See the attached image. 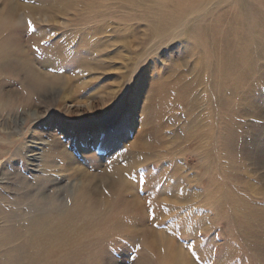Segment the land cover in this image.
Here are the masks:
<instances>
[{
    "label": "rangeland",
    "instance_id": "374dc122",
    "mask_svg": "<svg viewBox=\"0 0 264 264\" xmlns=\"http://www.w3.org/2000/svg\"><path fill=\"white\" fill-rule=\"evenodd\" d=\"M21 1L29 4L44 1L45 4H48L52 0ZM75 1V7L81 11V5L79 4L81 1L83 2V0H71L70 2L74 3ZM99 1L104 2L107 9L97 10L94 6L92 8L85 7L84 9L86 10L82 17H76L74 20L67 21V23L64 20H60V23L51 24L48 22H38L33 18H27V29L24 38L26 40V38L35 36L38 39L36 43L30 40L29 44L28 42L25 44L27 49H30L31 52L34 50L38 58L43 63L49 65L47 67L49 72H53L54 70L69 72L68 74L72 72L73 74L83 76L87 79L96 80V87L99 84L105 88L106 85L111 84L112 86L117 83L120 78L117 77L118 75L111 76V74H107V76L104 71H100L101 66L109 65L108 58L105 57L107 56V50L105 49L108 46L106 44H108L111 39V37L108 36V31L126 25V27H129L127 33L134 30L133 41H135L134 44H137L147 39L146 34L152 30V27L149 26L152 22H155L156 25L159 21V24L163 22L159 19L160 17H156V20L148 19L151 18L152 15L150 17V13L143 12L142 14L141 8L137 7L135 3L133 4L135 6L123 9V6L127 7L129 5L121 0H93L95 4ZM201 1L202 0L199 2ZM223 1L224 0H214L201 14L196 15L205 27V34L203 33L204 36L202 38L192 37V39H187L184 34H180L177 39L175 38L170 44L167 43V39H164L162 43L161 41L157 42L158 44H155L156 46L153 47L151 51L149 50L148 57L145 59V63L143 64L144 68L142 67L143 70H141L142 73L145 72L147 78V80H143L144 85L145 82H147V86H154L157 83L156 75L158 74L162 75L161 78L164 76L162 79L168 82L174 81V78L178 77L179 74L182 75L181 81H179L178 86L176 85V88L180 90L186 83V85H188L186 87L187 89L184 88L181 93L173 90L166 92L168 95L172 92L169 95V99L168 97L165 98L166 93L163 95V100L165 101L166 99L167 103L174 108L177 106L176 108L178 111H173L175 110L173 109L172 111L169 110L168 112H164L167 111L165 110L167 108H165L163 110L164 115L162 114L161 117L159 116V119L155 116L153 122H147V124H145L142 117V107L147 103L146 96L148 91L140 93L139 96H141V100L139 106L135 108V110L130 106L129 100H127L129 98V96L127 98L128 94L121 97L114 96V103L112 102L106 106L109 107L107 111L101 110L103 109L102 104H96L93 109H99L98 113L100 114V116L96 118L92 117V109L84 106L81 107V109L73 107V113H64V109L58 111L56 106L46 109L45 103L42 102V104V99L36 95H33L34 102L31 105L33 108H31V110L35 111L38 109L41 113L45 112V117H40L30 122L28 125L24 122L26 118L24 121L22 119L26 117L25 115L28 113V108L27 111H25L22 106H17L18 103H20L19 97H16V102H11L14 105L10 106V109L1 110L0 107V120H5V124L3 126L0 125V142L12 140V138L16 139L11 154L3 156L0 151V177L4 176L2 175L3 169H5L6 172L10 170L12 173H20L21 176L18 175V179L20 178L17 183L18 189L24 185L26 187L28 185L32 187L41 186L43 183L41 176L50 174L51 172L52 176L56 179L62 181V183H67V186L60 190V193L57 192L56 194L54 188L44 185V192L40 193L37 197L38 208L34 210L42 211L45 210V208L60 209V202H68L69 205L71 200L75 197V192H78L74 187V183L76 182L75 179L86 169V171L89 172H98L103 169H113L118 165L126 166L128 168L124 173V177L127 175L125 177L126 181L133 183L136 190L141 192L142 197L146 198L147 203L153 206L152 210L149 209L147 211L149 220L153 221L149 223H153L152 226L156 230L163 232L169 239L175 242L176 245H179L184 253H186V257L190 260V262L185 260L183 262V256L181 257L178 255V257L176 254H173L172 259L171 257H163L158 254L154 248L148 245H142L137 237L125 239L123 236H118L116 237V242H109L104 238V234L102 235L98 232L101 227L97 225L98 227L95 226L91 231L93 234L92 239H99L100 242H95V244H91L85 247V249L82 247L81 252L76 256L77 259L75 258L76 261H69L65 264H264V241L261 242L260 239L264 238V224H261L259 220L250 221L243 216H239L241 214L240 207L244 202H248L256 207L264 205V156L260 159L259 156L261 154L260 151H258L259 147L264 151V44H262L264 43V0H256V2L255 0ZM70 2L69 0H56L54 2V7L58 4L63 6V4H69ZM114 3L116 5L115 9L110 10L108 5ZM146 4L147 7L151 6V2H146ZM69 14L75 16L72 11L69 12ZM131 18H133V20H131ZM189 19H191V17L186 18L188 24L190 23ZM221 19L223 20V24H225L223 29L228 35L230 46V51L227 52L228 54L225 53L226 51L223 53L225 49L222 47L224 43L223 40H225L224 38L226 37L217 32ZM29 22L31 23L29 24ZM108 23H111V26L107 28V32L102 35L95 33L100 25ZM78 26L80 29H78ZM69 28L70 31H68ZM154 30L157 31V28ZM158 31L161 32V29H158ZM80 33L81 37L79 35ZM0 34V39H2L6 33ZM198 39L199 41H197ZM217 40H221V43ZM80 42L81 46H79ZM205 44L208 47H206ZM217 46L219 48L218 50ZM220 52L226 57L223 55H221V57ZM99 54L101 56H99ZM217 55L219 60L220 58L222 59L220 60L221 65L224 63L223 60L228 57L226 59L228 64H225L226 60L224 63V65H226L225 67L224 65L221 67L219 64ZM186 58L188 59L186 60ZM202 61L204 64L201 65ZM116 66H119V64ZM223 67L224 69L228 67V70L225 69L226 72H224V69H222ZM196 69L197 72L195 71ZM199 72L200 74H198ZM67 73L65 75L70 76ZM136 73L135 75L137 76ZM4 75L6 77H2ZM13 75L3 73L0 81L6 79V82L2 84V87L7 92L10 90H19L24 91L26 95V84H19L20 79H17V77ZM224 75H226V78ZM70 77L72 78L73 76L71 75ZM103 79L105 80L103 81ZM203 79L207 82L210 89L206 86V82H203ZM222 79H224V81ZM226 82L229 85H227ZM129 84L128 88L133 86L136 88L137 83ZM205 87L208 88L205 89ZM91 88L93 90L95 87ZM207 89L211 91L208 92ZM227 89L231 91V93L227 91ZM193 91L196 92L194 93ZM5 93L0 94L3 100H6ZM135 95H137V92H135ZM170 98L172 100L174 98L173 101L177 104H172L173 101H171ZM205 98L207 101L204 100ZM87 99L86 96L82 97V100ZM222 99L225 100V102ZM11 100H14V97H11L10 101ZM135 100L136 96L131 99L133 103ZM168 100L171 103H169ZM96 101H100V99L98 100L97 98ZM195 101L198 102L196 114L194 113L191 116V111L185 113L186 111L192 110V103ZM205 102H209V104L206 105L207 103ZM2 104H5V102L2 101ZM253 104L258 108L256 107L254 109L255 106ZM69 105H72V102H70ZM201 106L203 107L200 109ZM205 106H207V108ZM181 109H185L184 111L182 110V114H180L182 112L180 111ZM207 110H209V113ZM90 113H92V115H90ZM108 114H110V116ZM217 114L219 117H217ZM152 115L153 112L150 113V116ZM180 117L182 118L178 120ZM58 118H60V120H58ZM170 119L176 120L172 121ZM188 119L193 122L190 124ZM164 120L166 123H162ZM183 120L185 123H183ZM186 122L190 125L188 126ZM208 122L211 124L207 126ZM149 123L152 125L151 127ZM143 124L146 128L147 126L149 127L144 134L145 138H151L149 140L152 141L155 136L154 141L156 142V138L160 134L165 137L164 140L168 143L165 141L157 142L155 143L156 146H154L153 143L151 150L153 152L152 154L148 153L149 151L142 153L136 151V149L132 150L130 146L128 147V141H132L136 138V134H138L139 128H141ZM193 124H195V127H192L194 126ZM201 125L203 127H201ZM94 127H97L99 132L97 131L95 136L88 137L86 140H81V132L85 130V132L90 135ZM197 127H199V129L202 128L199 130L200 132H197ZM174 130L176 131L174 132ZM195 131L196 133H194ZM100 132H103V137H101ZM32 136L38 138L42 136L43 139H36L32 142ZM215 136H217V138ZM54 138L60 140L68 152V159L56 158L58 162L57 165L65 167L64 170L66 172L59 173L58 167H55L53 171H46L45 173V168L42 164L43 160L41 157L33 156V154L44 153L45 150L43 146L48 143H53L51 141H54ZM178 141L181 143L179 144ZM203 143H206L205 146ZM222 144L225 149L222 148ZM195 145L199 151L197 149L195 150ZM205 147H207V150ZM203 151H205V153ZM153 154H155V158ZM156 157L158 159H156ZM33 159L37 167H34L35 164L32 161ZM41 164L42 166H40ZM135 173H138L140 176L139 181L135 178ZM226 187L229 188L230 191L226 189ZM121 189L116 190L109 186L101 185V191L103 192L102 196H107L106 198H109V203L114 206L111 208L113 211H110V214H121V212L125 211L121 203L123 204L124 198H129L131 195L128 194L127 191ZM1 190L2 192L4 191L6 196L11 194L6 191L7 189L4 187H1ZM61 191H63V193ZM90 193L91 196H96L93 192ZM216 196L219 198H217L219 201H217ZM19 208L28 211L30 206L26 203L20 205ZM107 210H105V213H107ZM220 214L222 215L220 216ZM234 214L236 215L234 216ZM16 244L20 246L18 242ZM37 245L38 244L34 245L35 251H37ZM12 248L13 247H11V249ZM43 253L45 254V251ZM38 255L41 256V254ZM28 257H30V254H26V257H24V259H26L24 261L32 264H44L43 257L38 260H33V262ZM191 258H193L192 261ZM24 261L23 264H28Z\"/></svg>",
    "mask_w": 264,
    "mask_h": 264
},
{
    "label": "bare ground",
    "instance_id": "6f19581e",
    "mask_svg": "<svg viewBox=\"0 0 264 264\" xmlns=\"http://www.w3.org/2000/svg\"><path fill=\"white\" fill-rule=\"evenodd\" d=\"M55 1L56 0H52L48 4H45L44 1H40V2H37L35 4H29V3H25L21 0H0V33H4V32L6 33L5 36L2 39H0V78L3 75V73L8 74V75L14 74L13 76H16L17 79H20L19 84L20 83L26 84V91H27L26 95H25L24 91H19V90H15V91L10 90L9 92H7L2 87V84H5L6 79L1 80L0 81V94L6 92L5 93V99L6 100H3L0 97L1 110L10 109L9 107L14 105L11 102H16V97H19L20 103H18L17 106H19V107L22 106L25 109V111H27V108H28V113L25 115L26 117L22 118L23 121L26 118L24 122L26 125H28L30 122H32V121H34L40 117H43V118L45 117L44 116L45 112L41 113L36 108H35L36 109L35 111L31 110V108H32L31 105L34 102L33 99H34V96L36 95L37 97L42 99L41 103L42 102L45 103L46 109H48V107L53 108L56 106L58 111H60V110L62 111L64 109L63 110L64 113H73L74 112L72 110L73 107H76L77 109H79V108L81 109V107L84 106L86 108L92 109L91 112L93 111V115H92V113H90V115H92L93 118L94 117L96 118V117L100 116V114L98 113L99 109H93L96 104H98V103L102 104L103 109H101V110L107 111V110H109V107H106V106L113 102V100L115 98L114 96L121 97L125 94H128L127 98H128V96H129V98L127 100H129L130 106H132L133 109L135 110V108H137L139 106V102L141 100V96H139V95H140V93H143L144 91H148L147 92L148 94L146 96V100H147L148 105L146 103V105L144 104V106L142 107V117L144 119L145 124H147V122H153L155 119V116L158 118L159 116L161 117L162 114L164 115L163 110L165 108H167V109H165L167 111H164V112H168L169 110L172 111L173 109H175L173 111L177 110V108H176L177 106L174 108L173 106H171L167 103L166 99H165L166 102L163 100V97H164L163 95H165L166 92H170V90L171 91L173 90L176 92L178 91L179 93H181L184 90V88L187 89L186 87L188 85H186V83L184 84V87L182 89L179 90V88L178 89L176 88V85L178 86L179 81H181L182 75L179 74L178 77L174 78V81L168 82L165 79H162L164 76L161 78L162 75L158 74V75H156L157 83L154 86H147V82H145V85H144V81H143V80H147L146 74H145V72L142 73V71H141L144 68L143 64L145 63V59H146V57H148L147 55L149 54V52L152 50L153 47L156 46L155 44H158L157 42L161 41V43H162L164 39H167V43L170 44V42L173 41L175 38L177 39V37L180 34H184V36H186L187 39H192V37L202 38L204 36L203 33L205 34V31H204L205 27H204L203 23L199 20V17L197 18L196 15L201 14L202 11L204 9H206L208 7V5L211 2H213L214 0H202L201 2H199L200 0H133V1L132 0H121L122 2H125L129 5L127 7L123 6V9H126L130 6L136 5L137 7L141 8L142 14L144 12V13H150V17L152 15V17L148 18V19L156 20V17H160L159 19H161V22H163V23L159 24V22H160L159 21L156 25L155 22H152V24L149 25L152 27V30H150V32L146 34L147 39H145L144 41H141V43L138 42L137 44H134L135 41H133L134 30L130 31V33H127V30L129 27H126V25H122L121 27H117V28H115V30H111V31L107 30V28H109L111 26V23L102 24L98 27V29L95 31V33L102 35L108 31L109 32L108 36L111 37V39H112V40L110 39L108 44H106L108 46L105 49V50H107V56H105V57L108 58L107 60L109 62V65L101 66L100 71H104L105 75L111 74V76H117L118 75L117 77H120L119 80L117 81V83L113 84L112 86H111V84L106 85L105 88H104V86H100L99 84H98L99 86L97 85V87H96V80L94 81L92 79H87L83 76L73 74L72 72H70V74H68L69 72L67 73V72H63L60 70H58V71L54 70L53 72H51V71L49 72L47 70V67L49 65L43 63L38 58V56L36 55L34 50H32V52H31L30 49H27V46L25 43L28 42V44H29L30 40H32L33 43L38 42V39L35 36H32L30 38H26V40L24 38L26 29H27V24H26L27 18H33V19L37 20L38 22H48L51 24L60 23V20H64L67 23V21L74 20L76 17L77 18L79 16L82 17L84 15L83 14L84 11L86 10V9H84L85 7L86 8L87 7L92 8L94 6L97 10L98 9H103V10L107 9V7H105V5H104V2H102V1H99L98 3L95 4L93 2V0H83V2L81 1L79 4V5H81V7H80L81 11H79L77 9V7H75L76 1L73 3V2H70L71 0H69V2H70L69 4L68 3H66L65 5L63 4V6L58 4V5H55V7H54ZM215 1H221V0H215ZM228 1H232V0H224L223 2H228ZM146 2H151V6L147 7ZM255 2H256V0H255ZM134 3H135V5H133ZM237 4H238V1H237ZM77 5H78V2H77ZM115 6L116 5L114 3L112 5H108V8L110 10H114ZM259 7H260V5H259ZM71 11L73 12V15H75V16H71L69 14V12H71ZM76 14H77V16H76ZM223 14H225V13H223ZM137 15H138V13H137ZM142 17H143V15H142ZM189 17H191V19H189L190 23L188 24V22H186V18H189ZM131 20H133V18H131ZM144 20H145V18H144ZM45 25H47V24H45ZM224 25L225 24H223V20L221 19L220 26L217 28V32L220 34H223L226 37V38H224L225 40H223L224 43H223L222 47L225 49L223 51V53L225 51H226L225 53H227L228 51H230V49H229L230 46H229L228 35L226 34V31L223 29ZM244 25H246V24H244ZM156 28H157V31L154 30ZM78 29H80V27ZM158 29H161V32H159ZM68 31H70V28L68 29ZM240 32H242V31H240ZM79 35L81 37V33ZM79 35H77V36H79ZM0 36H1V34H0ZM135 38H136V36H135ZM82 40H84V39H82ZM181 41H182V39H181ZM197 41H199V39ZM217 41L221 43V40H217ZM85 43H86V41H85ZM262 44H264V43H262ZM79 46H81V42H80ZM205 46L208 47L206 44H205ZM213 46H215V45H213ZM218 46H219V44H218ZM218 46H217V50L219 49ZM200 47H199V49H200ZM214 49H216V48H214ZM204 50H205V48H204ZM210 53H212V52H210ZM202 54H203V52H202ZM221 55H223V54H221V52H220V56ZM77 56H78V54H77ZM99 56H101V55L99 54ZM206 56H207V54H206ZM223 56H225V55H223ZM187 59L188 58H186V60ZM217 59L219 60L218 55H217ZM223 59H224V57H223ZM226 59L223 60L224 63H225ZM220 60H222V59L220 58ZM220 60H219V64L221 65ZM100 61H102V60H100ZM206 61H208V60H206ZM249 61H251V60H249ZM224 63L222 65H224ZM117 64H119V66H116ZM186 64H188V63H186ZM202 64H204L203 61H202L201 65ZM225 64H228L227 60H226ZM7 65H11V66H7ZM196 65H195V68H196ZM222 65H221V67H222ZM225 66L226 65H224V67ZM201 67H203V66H201ZM224 67L222 69H224ZM137 69H138V72H137ZM225 69L228 70V67ZM225 69H224V72H226ZM188 70H190V69H188ZM233 70H234V68H233ZM195 71L197 72V69ZM6 72H8V73H6ZM193 72H194V69H193ZM66 73L70 76L72 75L74 78L73 77L71 78L70 76L65 75ZM100 73H103V72H100ZM135 73L137 74V76L135 75ZM198 74H200V72ZM225 76L226 75H224V77ZM229 76H230V74H229ZM2 77H6V76L4 75ZM204 79H205V77H204ZM224 79H222V80L224 81ZM101 80H102V78H101ZM104 80L105 79H103V81ZM226 81H228V80H226ZM203 82H206V81L204 80ZM129 83H134V84L137 83L136 88H135V86L128 88L130 85ZM101 84H102V82H101ZM206 84H207V82H206ZM226 84H227V82H226ZM214 85H216V84H214ZM217 85H219V84H217ZM227 85H229V84H227ZM108 86H110V87H108ZM193 86H194V84H193ZM198 86H200V85H198ZM198 86H196V87H198ZM206 86H208V84ZM91 87H95V88L92 90ZM208 87H205V89ZM225 88H226V86H225ZM188 89H189V87H188ZM209 89H210V87H209ZM209 89H207L208 92L211 91ZM213 89H214V87H213ZM231 90H233V89H231ZM227 91H229V90L227 89ZM135 92H137V95H135ZM229 92L231 93V91H229ZM171 93H169V95ZM169 95L166 93L165 98L168 97V99H169ZM210 95H212V94H210ZM223 95H225L224 92H223ZM83 96H86L88 99L82 100ZM134 96H136V100L133 103L131 101V99H133ZM11 97H14V100L10 101ZM187 97H188V95H187ZM97 98H98V100L100 99V101H96ZM225 98H226V95H225ZM210 99H212V98H210ZM173 100H174V98H173ZM173 100L171 99V101H173ZM204 100L207 101L206 98ZM218 100H219V98H218ZM2 101H4L5 104H2ZM223 101L225 102V100H223ZM70 102H72V105H69ZM169 103H171V102L169 101ZM174 103L175 102L173 101L172 104H174ZM180 103H181V101H180ZM205 103H207V102H205ZM176 104L177 103H175L174 105H176ZM203 104H204V102H203ZM208 104H209V102L206 105H208ZM217 104H216V106H217ZM253 105L255 106V104H253ZM15 106H16V104H15ZM197 107H198V102L195 101L194 103H192V110L186 111L185 113L191 111V116H192L197 111ZM202 107L203 106H201L200 109ZM205 107L207 108V106H205ZM256 107L257 106H255L254 109ZM220 108H221V106H220ZM179 109H180V107H179ZM212 109H213V107H212ZM182 110L183 109H181L180 111H182ZM183 111L180 114H182ZM208 111L209 110H207V112ZM260 111H261V109H260ZM151 112H153L152 116H150ZM219 113H220V111H219ZM218 114H217V117H219ZM108 115L110 116V114H108ZM208 116H210V115H208ZM256 116H258V115H256ZM205 117H207V116H205ZM181 118L182 117H180L178 120H180ZM205 119H207V118H205ZM263 119H264V117H263ZM58 120H60V118H58ZM170 120H172V119H170ZM175 120H172V121H175ZM130 122H132V121H130ZM163 122L166 123L165 120L162 121V123ZM169 122H171V121H169ZM181 122H182V120H181ZM191 122H193V121H190V124H191ZM183 123H185L184 120H183ZM4 124H5V120L2 121V119H1L0 125L3 126ZM208 124H211V123L208 122L207 126H208ZM149 125H150V123H149ZM187 125H188V123H187ZM193 125L194 126H192V127H195V124H193ZM198 125H199V123H198ZM70 126H73V125H70ZM151 126L152 125H150V127ZM177 126H179V125H177ZM221 126H222V124H221ZM201 127H203V126L201 125ZM148 128L149 127L147 126V128H146V126L144 124L141 125V128H139L138 134H136L137 135L136 138L132 141H130V140L128 141V143H129L128 147L130 146V148L132 150L136 149V151H139L142 153L149 151L148 153L152 154L153 152L151 150L153 147V143H154V146H156L155 143L162 142V141L164 142L165 137L159 134L158 137L156 138V142L154 141L155 136L153 137L152 141L149 140L151 138H149V139L145 138L144 134H145V132H147ZM175 128H177V127H175ZM83 129H85V128H83ZM93 129L94 130L91 132L90 135H88L85 132V130H83L81 132V140L82 139L86 140V138H88V137L95 136L97 131L99 132V129L97 127H94ZM188 129H189V127H188ZM201 129H199V127L196 128L197 132ZM157 130H159V129H157ZM176 130H174V132ZM185 130H187V129H185ZM216 131H217V128H216ZM121 132H122V130H121ZM205 132H207V131H205ZM194 133H196V131ZM100 134H101V137H103V132H100ZM153 134H154V132H153ZM176 134H177V132H176ZM201 134H202V131H201ZM205 134H207V133H205ZM178 136H179V134H178ZM186 136H187V134H186ZM34 137H36V136L31 137L32 142L36 139H39V140L43 139L42 136L40 138H38V137L34 138ZM149 137H150V135H149ZM215 137L217 138V136H215ZM166 138H167V136H166ZM205 138H206V136H205ZM113 139H115V138H113ZM100 140H101V138H100ZM195 140H196V138H195ZM206 140H207V138H206ZM15 141H16V139L12 138V140L0 142V151H1V154L3 156H7L13 152L12 148L14 147ZM111 141H113V140H111ZM209 141H210V139H209ZM222 141H224V140H222ZM51 142H53V143H48V144H45V146H43V148L45 150L44 153H34L33 156H36L39 158L41 157V159L43 160L42 164L45 168V170H44L45 173H46V171L47 172L53 171L55 169V167H58V169H59L58 172L62 173L65 171L64 170L65 167L58 166L57 165L58 162H57L56 158H67L68 159L69 158V155L67 154L68 152L65 149L64 145L60 142V140H57L54 138V141L52 140ZM165 142H167V141H165ZM196 142H197V140H196ZM202 142H203V138H202ZM180 143L181 142H179V144ZM164 144H162V145H164ZM205 144H204V146H205ZM207 145H208V143H207ZM201 146H202V144H201ZM221 146H222V148H224L223 144ZM207 147H205L206 150H207ZM196 149H197V146H196L195 150ZM204 149H202V150H204ZM171 151H172V149H171ZM258 151H260V154H261L259 156L260 159L263 158L264 151L262 149H260V147H259ZM203 152L205 153V151H203ZM184 154H186V153H184ZM145 155H147V154H145ZM153 156L155 158V154H153ZM246 156H247V154H246ZM207 157H208V154H207ZM212 158H215V157H212ZM34 159L32 160L33 163L35 164L34 167H37V164L35 163ZM156 159H158V158L156 157ZM91 160H92V158H91ZM42 164L40 166H42ZM210 166H211V164H210ZM216 167H217V165H216ZM86 170L82 171V173L79 174L78 178L75 179L76 182L74 183V187L78 190V192H75V197L73 198V200H71V203L69 205H68V202H64V203L60 202V204H59L60 209L45 208V210L39 211V210H34V209L38 208L37 207L38 206L37 197H38V195H40V193L44 192V190H45L44 185H48V186H50V188H54V191L56 194L57 192L60 193V190L65 188L67 186V183H62V181H59L58 179H56L54 176H52V174H51L52 172H51L50 174L41 176V178L43 180V183L41 184V186L32 187V186L28 185L26 187L24 185L25 187L22 186V187H19V189H18L17 183H18V180L20 179V178L18 179V175L21 176V174L20 173H12V172H10V170L8 172H6L5 169H3L2 175H4V176L0 177V264H23V261L26 259V258L24 259V257H26V254H28V255L30 254V257H28V258L31 259L32 262H33V260H38V259L43 257V263L44 264H65L66 262H69V261L75 262L77 259L76 256L79 254V252H81L82 247H84V249H85V247H87L91 244H95V242H97V243L100 242L99 239H92L93 234L91 233V231L97 225H99L101 227L98 232L102 235L104 234V238L107 239L109 242H116V240H117L116 237H118V236L119 237L123 236L125 239H131V238L137 237V238H139L142 245H146V246L148 245V246L154 248V250L156 252H158V254H160L163 257H171V259H172L173 254H176L177 256L178 255L181 257L183 256V258H184L183 262H184V260L187 262H190L189 258L186 257V255H185L186 253H184L183 249L179 245H176L175 242H173L171 239H169V237H167V235H165L163 232L156 230L152 226L153 223H149V222H153V221L149 220L147 211L149 209L152 210L153 206H150L147 203L146 198L142 197L141 192L136 190L133 183L126 181L125 177L127 175L124 177V173L128 170V168L126 166L118 165L113 169H103V170H100L98 172H96V171L89 172ZM206 170H207V168H206ZM227 170H229V169H227ZM231 172H232V170H231ZM263 174H264V172H263ZM134 176L139 181L140 176L138 175V173H135ZM230 176H232V175H230ZM226 177H227V175H226ZM193 179H195V178H193ZM212 182H214V181H212ZM23 183H24V181H23ZM134 183H136V182H134ZM194 183H195V181H194ZM101 185H106V186H109L112 189H116V190H120L122 188L123 190L127 191L128 194L131 195L129 198H126V199L124 198V201L122 200L123 204L121 203V205H123L122 208L125 210L124 212H121V214H110V211L111 212L113 211L111 208L114 206L111 205V203H109V198H106L107 196L106 197L102 196L103 192L101 191ZM1 187H4L5 189H7L6 191L10 192L11 194H9V196H6L4 191L2 192ZM220 188H221V186H220ZM226 189H228L230 191L229 188L226 187ZM61 192L63 193V191H61ZM90 192H93L96 196H91ZM127 192H126V195H127ZM210 192H212V191H210ZM206 194H208V193H206ZM193 196H195V195H193ZM208 197H210V196H208ZM217 198L218 197L216 196V199ZM213 199H214V197H213ZM218 199H217V201H219ZM209 202H211V201H209ZM26 203L30 206V209H28V211L27 210H25V211L21 210L19 208V206L22 204H26ZM200 203H201V200H200ZM231 203H232V201H231ZM149 206H150V208H149ZM240 208H241V214L242 215L240 214L239 216H241V217L243 216L244 218H246L250 221L259 220L261 222V224H264V205L261 207H256V206H252V204H250L248 202H244ZM105 210H107V213H105ZM236 210H238V209H236ZM223 212H225V211H223ZM238 212H240V211H238ZM221 215L222 214H220V216ZM235 215L236 214H234V216ZM255 225H257V224H255ZM260 239H261V242L264 241V238L263 239L260 238ZM17 242L20 244V246L16 244ZM36 244H38L37 245V251H35V246H34ZM12 245H14V246H12ZM11 247H13V248L11 249ZM44 251H45V254L43 253ZM150 251H152V250H150ZM38 254H41V256H39ZM181 257H180V259H181ZM192 259L193 258H191V261H192ZM24 262H27V261H24ZM39 262H41V261H39ZM173 263H174V261H173ZM28 264H32V263L29 262Z\"/></svg>",
    "mask_w": 264,
    "mask_h": 264
},
{
    "label": "snow or ice",
    "instance_id": "6c2138e0",
    "mask_svg": "<svg viewBox=\"0 0 264 264\" xmlns=\"http://www.w3.org/2000/svg\"><path fill=\"white\" fill-rule=\"evenodd\" d=\"M31 22H29V24H30Z\"/></svg>",
    "mask_w": 264,
    "mask_h": 264
}]
</instances>
